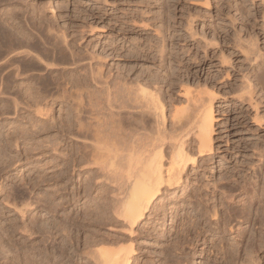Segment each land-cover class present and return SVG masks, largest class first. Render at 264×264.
<instances>
[{"label":"rangeland","instance_id":"obj_1","mask_svg":"<svg viewBox=\"0 0 264 264\" xmlns=\"http://www.w3.org/2000/svg\"><path fill=\"white\" fill-rule=\"evenodd\" d=\"M10 4L3 5L0 9V27L4 29L0 28L1 31L3 30L0 32L6 35L0 34V43L3 42L0 47L3 45L5 48L4 43L9 46V48L6 46V50L3 47L0 48V50H4V53L0 51V54H5L8 49L10 51V48L23 41V44L27 45V49L22 46L23 44L20 47L30 50L32 53L35 52L34 55H37L35 58L42 57L39 59L42 62L44 59V62L50 61L49 63L58 65L61 64L64 57L68 59L67 56L70 54H79L78 57L82 56V58H86L84 59L86 63H90V68H87L91 69L92 72L94 71L93 77L96 75L98 78L96 76L94 78L110 84L109 86L112 88L114 86L122 87L131 93H135L140 86L146 87L147 93L158 90L157 93L165 105L166 117L164 124H162L161 119L158 123V118L147 116L145 120L147 125H150V130H156L159 124L161 129L165 128L167 132L171 131L172 118L176 111L188 110L192 105L190 99H197L199 95L203 98L213 95L210 97L215 118L213 151L208 153L203 160L200 159L196 166L190 167L189 172L184 176L183 181L189 185L186 192L199 190L204 203L210 200V204L216 203L217 200L220 201L221 195L227 194L228 191L231 192V189L236 188L237 184L241 187L247 186L248 190L247 192L235 191L233 194L235 197L241 196V199L238 198V200L250 199L256 184V189H260L262 192L264 189V85L259 83L258 77H264V0H11ZM7 31L10 34H7ZM12 31L15 33L11 35ZM22 32L25 36L21 35ZM53 33L60 38L55 37ZM7 35L12 38L11 45L8 44L10 39ZM13 35H16L17 38L19 36L24 37L21 40L15 36V41ZM49 35L56 38V42ZM29 36L34 37L30 43L27 40L30 39ZM2 37L4 40L1 39ZM47 37L50 39L46 40ZM23 38L26 39L25 42L27 43H24L25 39ZM36 38H39L38 41ZM57 41H61L59 42L60 47L55 48V46H59ZM36 42L41 46L38 47ZM53 42L57 45L54 43L55 46H52ZM61 43L65 47H61ZM29 45L30 48L33 47L30 49ZM50 45L52 46L51 49L55 48L56 51H53L54 49L50 51ZM18 46L16 47L18 48ZM67 47L70 52H74L68 53L69 55L65 54V52H69ZM16 49L15 51H17ZM52 52L55 54L53 55ZM50 53L51 55H49ZM61 53L63 58L59 55ZM20 59L18 58L22 62L21 64H27V61L34 58L24 57ZM36 59L29 62L31 70L37 68L36 73H32V71L30 74L32 76L36 74V78L45 76L44 80H47L44 86L46 91L52 90L56 93L54 94L52 91L48 93L53 97L55 95V98L51 97L50 99L49 97L46 101V104H50L49 110L43 109L44 102L40 108L34 106L41 113L37 112L36 114L33 108V110L29 109L26 113H22L21 118L15 120L3 121L0 117V178L3 182L2 185L8 187L6 189L17 190L19 194V198L16 202H12L11 205L13 206L11 207L1 202L2 195L0 194V228H2L0 229V231L2 230L0 232V264H41L43 261L45 263L48 258L49 262L58 261L59 264H101L100 259H98L99 256L94 251H100L103 244V249L104 247L105 249L106 247L112 249V246L115 248V245L105 243L109 242L108 239H119L120 237L124 239H119L122 240L121 244H125L124 246L133 245L136 258L140 264H156V262L159 264L158 260L162 257L161 252L164 253L163 251L168 247L167 242L174 238H170V236L178 231L180 222L177 221L182 218L184 213L191 217L196 215L192 207L184 203L187 193L177 190L170 200L163 195L162 200H165L160 206L164 204L166 212L158 219H154L152 216L151 219L144 220L141 225L133 227L132 230L129 229L128 225L126 226V223H123V218L119 219V216L115 218L113 215L115 211L113 213L111 209H114L112 206H115L116 198L113 195L111 198V195L104 193V198L107 196L104 199L102 193L94 192L96 186L92 183L90 185L85 180L88 179V174H72L70 171L72 169L69 168L70 163H66L67 160L70 161L69 155L71 153H68L70 151L66 145L68 142L63 140L67 139L65 135L69 131V122L72 118L71 111H73L72 104L74 103H71L73 101L71 97H74L72 92L74 93L76 88L73 87L72 83H69L70 85L67 84L68 87L64 84L63 90H54L58 81L55 77L57 74L54 72L51 75L52 73H50L47 78L44 75L45 70H40V68H45ZM65 59H63L62 66H67L69 63L67 62L68 59L65 63L67 65H65ZM19 61L16 62L18 64L13 63L19 66ZM21 64L20 68L18 67L19 70L23 68V65H28L23 64L21 66ZM38 64L39 67H37ZM34 65H37L36 68H33ZM41 71L43 74L40 73ZM51 79L54 81L52 82ZM44 80L43 82H45ZM17 82L9 89L12 93L9 90H7L8 93L6 92L7 95L9 94L10 101L14 96L18 98L20 95L18 99L16 98L17 101L20 99L24 102L27 99L25 96L28 95L26 93L36 92L35 84L28 82L23 77L17 79ZM87 82L88 90L91 89L92 92H95V84L92 83V85L89 80ZM26 86L29 89L25 88ZM85 87L80 90L78 87L76 90L79 92L75 91V97L78 93L76 98H84L83 104L87 102L85 97L88 87ZM24 89H27L28 92ZM64 89L70 91L67 92L68 97L71 96L70 98H66L67 95L63 96L66 94ZM209 93H211L210 96ZM7 95L4 94L1 98L4 102L7 100V103L0 101V105L4 103L0 110L9 111L8 103L10 101H8ZM82 96L84 97L82 98ZM23 102L21 101V103ZM69 104L72 106L70 105V107ZM63 124L65 126L68 124V130ZM21 131H25L26 136ZM56 133H59L58 136ZM31 134L33 137H29ZM32 138L36 140L33 141ZM27 139L32 142L27 141ZM25 140L26 142H24ZM46 142L49 145H46ZM54 142H57L56 145ZM168 160L169 156L165 154V166L168 164ZM101 183H104L103 189L105 190L111 187L104 180ZM86 186L88 189L91 188V191L86 189ZM167 194L170 195V192ZM35 200H39L41 209L32 211L34 209L26 208V211L24 210L26 214L23 212V216L28 222L34 221V223L31 222L30 230L36 231L37 229L39 236L47 232L44 236L41 235V240L45 239L41 243V236L39 237L37 234L34 236L31 231L30 233L29 229L25 225L23 226L24 221L18 214L21 213L22 209L19 211V208H22V203L27 201L26 205L32 204ZM107 200L113 201V205ZM104 204L108 205H105L107 208ZM14 206H17V209H14ZM45 206L46 209H44ZM240 206L241 204H235L233 210L239 212ZM36 207L33 205V208ZM257 207L255 206L254 211ZM108 210L112 212L110 213ZM102 214L104 217L101 216ZM173 214L179 218L174 220ZM104 220L111 222L106 223ZM194 220L192 219V221ZM36 224L38 227H42L44 231L39 229L42 233L38 231V228L35 229ZM33 225L36 226L33 227ZM237 225L239 223H233V226H236V231ZM3 228L7 233L3 232ZM23 228H26L27 231ZM243 228H246L248 237H251L255 232L252 226L245 225ZM193 234L194 232L192 233L194 239L196 234ZM46 236L49 238L48 244L43 243L47 241ZM49 236L52 237L53 241ZM206 236L210 241H208V245L211 247L210 243L213 237L211 233L206 234ZM221 236H225L229 241L236 237V235L231 236L228 233ZM94 239H99L101 242L99 243L98 240L95 245L93 244L95 241H91ZM102 242L103 244L100 246L99 244ZM203 243L204 240L202 239L199 244H192L193 247L191 243L184 245L185 249H183L186 250V254L189 253L192 264H205L204 255H200L204 248L201 246ZM44 244L49 245V247L53 246V252L57 256L55 254L46 255L50 253L49 250L45 251L47 252L45 254L44 249H39L40 247L43 248ZM29 245H31V249ZM54 248H56L55 251ZM25 249L29 251L25 252ZM23 253H28L27 257ZM40 253L46 255L47 259H44L46 256L43 258ZM55 256L59 258L55 259ZM259 256L263 258L264 254L259 253ZM216 259L219 262L217 264L222 263V260L216 257L215 253H211L208 260L209 262H216ZM46 264L50 263L46 262Z\"/></svg>","mask_w":264,"mask_h":264},{"label":"bare ground","instance_id":"obj_2","mask_svg":"<svg viewBox=\"0 0 264 264\" xmlns=\"http://www.w3.org/2000/svg\"><path fill=\"white\" fill-rule=\"evenodd\" d=\"M10 1L11 0H0V9L3 5H9ZM25 8H27V7H25ZM7 11H8V9H7ZM11 14H13V13L11 12ZM12 19H13V17H12ZM0 28L3 29V27H0ZM29 31H31V30H29ZM1 32H0L1 35L2 34L5 35L4 33H1ZM16 32H18V31H16ZM12 33H13V31L11 32V35H12ZM50 33H48V34H50ZM7 34H10V32H8ZM16 35L12 36V37H14L15 41H16V39H15ZM21 35L25 36L24 33ZM53 35H54V33H53ZM7 36H8V39H10V40H8L9 41L8 44L11 45L10 43H11L12 38H9V35H7ZM20 36L18 38H20L22 40V37H24V36H22V37H20ZM50 36L51 35H49V37ZM29 37H30V39H27V40H29V43H30L31 39L34 37H31V36H29ZM43 37H45V36H43ZM49 37H47L46 40H49L50 38H52L53 40L55 39L54 41L56 42V38H54L53 36H51L50 38ZM55 37H59V36H55ZM16 38H17V36H16ZM27 38H28V35H27ZM1 39H3V37ZM23 39H25V38H23ZM38 39H37V41H38ZM6 40H5V42H8ZM19 40H18V43H19ZM25 41H26V39L24 40V43H27ZM33 41H35V40H33ZM61 41H59V42H61ZM41 42H43V41H41ZM46 42L47 41H45V43ZM55 42H53L52 46L54 45ZM59 42H58L59 46H57V47L55 46V45H57V43H55V45H54L55 48L60 47ZM2 43H0V46ZM20 43H21V41H20ZM20 43L18 44L19 46L16 44V46H18V48L23 44V41L21 44ZM36 43L38 45V42H36ZM47 44H48V42H47ZM5 45L7 46V48H9L7 43H4V46ZM30 45H29V48H30ZM33 45H35V44H33ZM6 46H5V48H6ZM16 46L15 47L12 46L14 49L10 48V51H8L9 50L8 49L5 52V54H3L4 50H0L3 52L0 54V59H1V61H0V101H2L1 98L3 97L4 94L7 95V93H8L7 90L11 89V86L13 87L15 85V83L19 82V81L17 82V79L22 78V77L24 79H26L28 82L35 84L34 86H36V92L32 91V93H30V92L26 93V94H28L27 96H25V98L27 97V99L21 98V99H25L24 102H23V100H21L23 103H21L20 99H19V101H17V99L20 96L19 94H16V95H19L18 98L16 97L17 99L14 96V98H12L11 101L9 100L10 97L8 94L6 97H8L7 99H8V101H10V103H8L9 104L8 106H10V107H8L9 111L6 109L4 111L0 110V117H2L3 121H7L10 119H14V120L18 119L20 116H22L21 115L22 113H26L27 111H29V109L33 110L34 106H39L38 108H40L44 102H45V104H43L44 105L43 109L49 110L50 104L49 105L46 104L47 103L46 101H47V99H49V97H50V99H51V97H53V96H50L48 94L49 92L51 93L52 90L48 92V91H46V89L44 87L45 83L47 81V80L46 81L44 80L45 76L44 77L41 76V77L36 78V76H35L36 74H33L35 76V78H34V76H32L30 74L32 71H33L32 73H36L35 70L37 69L36 68L37 65H34L35 67L33 66V68H36L35 70H33V69L31 70L29 68V62L32 59L27 61L28 65L23 63L27 66H24L23 64H21L22 62H20L18 60V58L22 59L24 57H29V58L33 57L34 59H36L35 57L37 55L36 56L34 55L35 52L32 53V52H30V50H25V48L27 46V45L25 46V44L22 45V46H25V48L20 47V48H22V50L24 49L23 51L20 50V48L18 50V48ZM39 46H41V45H38V47ZM52 46L51 45L49 46L50 51L53 49H54L53 51H56L55 48L51 49ZM63 46H64L63 43H61V47H63ZM2 47H3V45H2ZM2 47H0V48H2ZM15 49L17 51H15ZM68 49L69 48L67 47V50ZM47 51L49 52V50H47ZM68 51L69 52H67V53L65 52V54H68V53L70 54V53L74 52V51L70 52V50H68ZM58 52L60 53V51H58ZM54 54L55 53H53V55ZM75 54H77V53H75ZM32 55H34V56H32ZM49 55H51V53ZM59 55L62 56L63 54L61 53ZM76 56L78 57L79 54L74 55V53H73L72 55L70 54V56H67L69 61H67L68 59L66 57L63 58V56H62L63 59L66 58L64 60L65 61L64 64L69 62L68 65L65 64L68 67L61 65V64H63L62 63L63 59H62L61 64H58L56 62L59 66L56 64H53V63H49L50 61L47 62L45 60L46 62H44V59H42L44 62L43 63L42 61L39 60L42 57H40V58L38 57V59H36L37 61L39 60L40 62H38V63H42L41 65L45 68V69L40 68V70L42 69L43 71L44 70L46 71V72L44 71V73H45L44 75H46V77H47V75L49 76L50 73H52L51 75H53L54 72L57 74L55 77H57L58 81L55 84L54 90H57V91L59 89L63 90L64 84H66V86L68 87L70 85L69 83H72L73 87L76 89L78 87H80V88H78L80 90V89H82V87H84V88H86L85 86L88 87L87 80H89L91 84L92 83L95 84V87H96L95 92L94 91L92 92L91 89L88 90L89 87L87 88L86 91H88V92L87 93L85 92L86 93L85 98L87 99V102L86 101L85 102L87 104L86 103L83 104V102H82L84 99L83 98L84 96H82L83 99H78V98H76V97H78L77 96L78 93H77L76 97H75V93H76L75 91H77L76 89L74 90V93L72 92V94H74V97L70 96L73 100L71 103L74 102L72 104L73 105V111H71L72 108L70 110L72 112V113L70 112L72 115V118H71V121L69 120L70 125H69L68 133L66 132L67 135H65V133H64V135L66 136L67 139H65L63 141L68 142V144H66V145H68V147L71 151V152L69 151L68 153H71V154L69 155L70 161L67 160L66 163L67 164H68V162L70 163L69 168L72 169V170H70V171H72V174L73 173H77V174L79 173V174H88L89 175V176H87L88 179H85V180L90 185L92 183L94 186H96V188H95L96 191H94V192L102 193L103 198H104V193H106L107 195H111V198H112V195H113V197L116 198L115 206L113 205V203H114L113 201H112L113 202L112 203V202H109L107 200L110 204L112 203V205H113V206L110 205V206H112V208H114V209H111V210H113V213L115 211V213L113 215H115V218H118V216H119V219L123 218L124 222L123 221L122 222L126 223V226L128 225L129 229L132 230L133 227H137V226L141 225L144 220H146V219L149 220L152 218V216H154V219H156V218L158 219L162 214H164L166 212L165 211L166 207H164V204H163V206H160L161 203H163L165 200V199L162 200V196L165 195V197L168 200H170L172 198L171 196H173V194H175L177 190H182L183 192L184 191L186 192L189 185H186L185 181H183L184 176L187 175V172H189L190 167L196 166V164L199 162L200 159L203 160L208 153L213 151V134H214V119L215 118H214V112H213L212 99H210V97H212L213 95L210 96L211 93H209L210 97H207V98L206 97L205 98L199 97L200 96L199 95L197 97V99H194V98L190 99L191 100L190 102H192V105L191 104L190 105L192 107L190 106L191 108L189 107L188 110H185V111H183V110L179 111L178 110V111H176V114L173 116V118H172L173 125L171 124V126H172L171 131L167 132V130L165 128L161 129L159 124H158V127L156 126L157 127L156 130L155 129L150 130L149 129L150 125L148 126L147 121L145 120L147 118V116H150V117L154 116V117L158 118V123L160 122L159 119H161L162 124H164V122H165V117H166L165 116V105H164L163 101L160 99V95L157 93L158 90L154 91L153 93H147L146 92L147 88L146 87L144 88V86L143 87L140 86V88L135 93H131V92H128L127 90L125 91V88H122V87L114 86L112 88L109 86L110 84L108 85V83H104V82L100 81L99 79L97 80L96 78H98V77L96 75H94V77L96 76V78L93 77L94 71L92 72L91 69L89 70L87 68V67L90 68V65H89L90 63L88 64V62L87 63L85 62L84 59H86V58H82V56H80L82 58L81 59L80 57L77 58ZM45 57H46V55H45ZM55 58H56V56H55ZM70 58H71V60H70ZM15 59H17L20 62L21 66L23 65V68L21 67L22 69L19 70L20 64H19V66L18 65L16 66V64H18L16 62H18V61H16ZM24 60H23V62H24ZM33 60H32V62H33ZM50 60L52 61V59H50ZM14 61H16V62H14ZM37 61L35 63H37ZM13 62L16 64H14ZM54 63H55V61H54ZM41 65H40V67H41ZM60 65H61V67H60ZM37 67H39V64ZM40 70L38 68V71H40ZM40 73H42V71ZM40 73H39V75H40ZM68 75H70L69 78H67ZM37 76H38V74H37ZM52 77H54V76H52ZM49 79H50V77H49ZM43 80L45 82H43ZM51 81L53 82L54 80L51 79ZM51 81H50V84H51ZM98 81H100V82H98ZM258 81H260L259 83H262V85H264V77L263 76H259ZM67 84H69V85H67ZM20 85H21V83H20ZM46 86L48 87L47 84H46ZM52 86H54V85H52ZM25 88H28V86H26ZM15 89H12V90H15ZM67 90L64 91L66 94H63V92H62L63 96L67 95V92H68ZM79 90L77 92H79ZM89 91H91V92H89ZM10 92L12 93V91H10ZM26 92H28V91H26ZM81 92H83V91H81ZM55 93H56V91H55ZM47 94H48V96H47ZM81 94H83V93H81ZM14 95H15V93H14ZM11 96H12V94H11ZM28 96H29V98H28ZM70 97H68V95L66 96V98H70ZM53 98H55V95ZM53 98H52V100H53ZM40 99H42V101H40ZM78 100L79 101L81 100V101L79 102ZM2 102H4V101H2ZM4 103H7V100ZM3 104H1V105H3ZM1 105H0V107H2ZM70 105L71 104H69V106ZM36 109L33 111H35L37 114L38 109L37 110ZM38 113H41V112H38ZM156 121H157V119H156ZM28 122H29V120H28ZM67 123H68V120H67ZM161 123H160V125L162 126ZM156 124H157V122H156ZM67 125L66 126L64 125V126L67 127ZM33 126H34V124H33ZM22 128H23V126H22ZM67 130H68V127H67ZM25 131L27 132V130H25ZM25 131L24 132L21 131V132H23L25 134ZM32 131L33 130H31V132ZM35 131H39V130H35ZM16 134H18V133H16ZM24 134H23V138H24ZM36 134L38 135V133H35V135ZM58 134L59 133H56L57 136H58ZM19 136H22V135H19ZM25 136H26V134H25ZM30 136L33 137L32 134L29 135V137ZM49 136H47V137H49ZM58 138H55V139H58ZM28 140H30V139H27V141ZM34 140H36V139L34 138L33 141ZM59 140H60V138H59ZM15 141H17V140H15ZM24 142H26V140ZM55 143H57V142H54V145H56ZM46 145H49V144H47V142H46ZM51 145L53 147V142ZM49 147H51V146H49ZM44 148H45V146H44ZM52 150H54V149L52 148ZM165 154H168V156H169V160L167 161L168 164L166 166L164 164ZM66 169H68V168H66ZM76 171H78V172H76ZM102 180H104L105 182H108L107 184L109 186H111L110 188L108 187L109 188L108 190L103 189L105 186H104V183H101ZM2 184H3V182H1V178H0V194L2 195L1 196V202H3L5 205H8L11 207V206H13L11 204H13L14 201L16 202V200L19 198L18 191L14 190V189L8 190V189H6L7 186L2 185ZM89 184H88V186L90 187ZM88 186H86L87 187L86 189H88ZM256 187H257V184L255 185L253 196L250 199L243 201V200H240L241 196L235 197L233 194L235 193V191L238 192L240 190L247 192L248 191L247 186L241 187L237 184L236 188L231 189L232 190L231 192L228 191L227 194L221 193L222 197L219 199L220 201L217 200V202L213 203V204H210V200H207L204 203L203 197L199 193V190H194V191L190 190L188 193L186 192L187 194L185 196L184 203L187 204V206L189 205L190 207H192V209H193V211H195L196 215L194 217H191V216H188L187 213H184L182 218L177 221V222H180V224L178 226V231H176L175 234L170 236V238L171 237L172 238L174 237V238L172 241L170 240V242H167V246H168L167 249L165 248V250L163 251L161 248V250L164 253L161 252L162 257L160 256L161 259L158 260V263L159 264H192V260L189 257L190 256L189 253H187V254L185 253L186 250H184L185 249L184 245H186L188 243L189 244L191 243V245L192 244L194 245L195 243L199 244V242L203 239L204 243L201 246H203L204 248L200 252V255L201 256L204 255L205 264H217V263H219V262H217V259H216V262H209L208 259H209V256L211 255V253H215L216 257H219L222 260L221 264H264V257L262 258L261 257L262 255L259 256V253L264 254V194H263L264 189H262V192H261V190L256 189ZM88 190L91 191V188H89ZM169 192H170V195L167 194ZM171 192H172V194H171ZM246 194L248 195V193H246ZM115 198H113V199H115ZM238 198H240V199L238 200ZM236 200H238V201L236 202ZM38 201L39 200H35L36 203L33 202L32 204L28 202L29 204H27V205L25 204L27 201L25 203H22L24 206L21 205L22 208H19V211L22 209L21 210L22 215L20 212L18 213L24 221L23 226L25 225V227L28 228L29 232L31 231L33 233V235L37 234L36 228H38V231H41L42 227L40 228V226L38 227V225L36 224L37 227H35L36 225H33V227H35L36 231L34 229L30 230V228L32 227L31 222L34 223V221L28 222L27 219L25 220V216H23L24 215L23 212L26 211V208L34 209L32 211H36V209H38V208L41 209V207L39 206L40 203ZM109 203H108V205H109ZM235 204H241V206H240L241 209L239 212H237V211L235 212L233 210ZM33 205L35 207L36 206L37 207L33 208ZM41 205H44V204L41 203ZM105 205H107V204H104V206ZM46 206L44 207V209H46ZM107 206H105V207L107 208ZM255 206H258L256 208V211H254ZM167 208H169V207H167ZM170 208H172V207L170 206ZM14 209H17V206H14ZM48 210H49V208H48ZM50 210H52V209H50ZM46 212H49V211H46ZM108 212H110V211L108 210ZM25 214H26V212H25ZM104 214H106V213H104ZM101 216L104 217L103 214ZM109 216H110V214H109ZM175 218H179V217L178 216L175 217V215H174L173 219L175 220ZM192 219H195V220L192 221ZM107 220H104V221L106 223L110 221V220L109 221H107ZM115 220H117V219H115ZM239 221H242V222H239ZM54 222H56V221H54ZM234 222L239 223V225H237L238 226L237 231L235 230L236 226L235 227L233 226ZM245 225H249V226H252L254 228L255 232L253 233V235L251 237H248L246 235V233H247L246 228H243ZM26 228H23V229H25V231H27ZM0 229H2V228H0ZM39 229H41V230H39ZM4 231H5V229L3 228V232ZM42 231H44V230H42ZM42 231H41V233H42ZM45 232H46V230H45ZM193 232H194L193 235L196 234V236L194 237L195 240L193 239V236H192ZM208 233H211V235L213 237V240H211V243H210L211 247H209V245H208V241H209L208 237L207 236H206L207 238L205 237V235ZM227 233L231 234V236L236 235V237L235 238L231 237L232 239L229 241L228 239L225 238V236H221L222 234L225 235ZM33 235L31 234V236H33ZM37 235L39 236V232ZM44 235H42V236H44ZM42 236H41L40 240L42 239ZM51 236H49V237L52 240ZM46 237H47V239H46L47 241H45L43 243L48 244L49 238H48V236H46ZM43 238H45V237H43ZM216 238H217V240H216ZM89 239H92V238H89ZM119 239H122V238L120 237ZM119 239H117V238L113 239L112 238L111 240H109V239L107 240L109 242H107L105 244H110V245L116 246L115 248H114V246H112V249H110V248L108 249L107 247H106V249H105V247L103 249V246H104L103 242L101 244H99L100 246L103 244L101 247L102 249L100 251L97 250L98 252L94 251V253L95 254L97 253V255L99 256L98 259H100L99 260V261H101L100 263L101 264H140L138 262V258H136L137 257L136 251L134 250L135 248H133V245L131 244L132 245L131 246L128 244V246L126 247V246H124L125 244L124 245L121 244V241L124 239H122L121 241ZM37 240H35V241H37ZM44 240L45 239L41 240L40 243ZM98 240L99 239H96V240L94 239L91 241H95L93 244L96 245V241H98ZM101 240H103V239H101ZM35 241H33V242H35ZM103 241H105V240H103ZM98 242L100 243L101 241L99 240ZM98 242H97V244H98ZM50 243H52V242L50 241ZM32 244L33 243H31V245ZM31 245H29L30 249L32 248ZM193 245H192V247H193ZM24 246H26V245H24ZM27 246H28V244H27ZM45 246L43 248H41L39 246L40 248L39 247L38 248L44 249L43 250L44 252L49 250L48 252H50L51 254L45 252V254L47 253L46 255L49 254L51 256L52 254H55L57 256V254L55 252H53V246H50V247H49V245L48 246L45 245ZM35 247H33V248H35ZM27 248H29V247H27ZM55 249L56 248H54V251H55ZM25 250L24 251L27 252L28 249H25ZM59 250H61V249L59 248ZM32 251H34V250H32ZM32 251H31V253H32ZM56 252H58V251H56ZM42 253H40V254H42ZM177 253H179V254H177ZM24 254L25 253H23V255ZM27 254H25L26 257H27ZM42 255H43L42 256L43 258L46 256L44 254H42ZM60 256H62V255H60ZM42 257H41V260L43 261ZM58 258L59 257H56L55 259H58ZM64 258H66V257H64ZM44 259H47V256ZM41 260H40V262H42ZM48 260H49V258L45 261V263L43 261L41 264H43V263L46 264V262L50 263V264H59L58 261L57 262L56 261L49 262ZM156 264H157V262H156Z\"/></svg>","mask_w":264,"mask_h":264}]
</instances>
